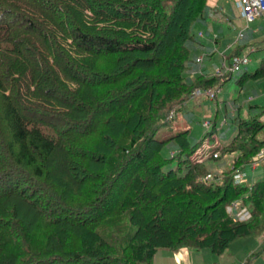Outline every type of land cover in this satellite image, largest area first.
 <instances>
[{
    "label": "trees",
    "instance_id": "trees-1",
    "mask_svg": "<svg viewBox=\"0 0 264 264\" xmlns=\"http://www.w3.org/2000/svg\"><path fill=\"white\" fill-rule=\"evenodd\" d=\"M206 1L0 0V264H152L159 248L223 255L236 238L264 239V159L251 182L232 177L264 145L257 113L236 115L200 161L215 121L196 140L187 127L155 137L194 87L264 76L262 55L186 78L192 26L221 21ZM110 121L122 128L93 167ZM235 199L248 219L226 211Z\"/></svg>",
    "mask_w": 264,
    "mask_h": 264
},
{
    "label": "rangeland",
    "instance_id": "rangeland-1",
    "mask_svg": "<svg viewBox=\"0 0 264 264\" xmlns=\"http://www.w3.org/2000/svg\"><path fill=\"white\" fill-rule=\"evenodd\" d=\"M221 4L232 14L235 13L237 9L233 0H219L217 6L220 7ZM261 19L262 18H260L259 16L252 22H250L249 25L251 23L255 24ZM233 24L234 26L232 28V33L243 27L244 21L241 17L239 18L235 14ZM196 28L197 26L196 24H194L191 30L194 32ZM246 31L247 28L245 29V34ZM262 32L264 33V30ZM261 41L258 40V44ZM258 44L255 43V46ZM249 45L250 44L246 45L247 47H244L241 53H247L249 58V61L245 64V68L253 69L256 65L259 64L258 62L260 60V56L264 55V48L260 53L257 50L250 51ZM235 76L236 75L234 74L225 80V82L221 85L222 90L219 91V93L214 98L210 99L206 97H195L193 100L187 102L186 104L182 103L180 105V108H178L179 106H174L173 108L175 111V117L172 119H168L164 123H161L155 133V137L164 138L178 130L187 127L190 128L189 136L191 140H196L207 130V127L203 126V122L207 120L211 126V124L215 121L216 127L214 129V132L212 133L214 135V139L207 135L204 143H202L198 147L197 151L194 152L196 156L198 155L199 151L201 152L203 150V147L206 143L213 142V140H218L221 144H224L233 135L234 131L236 130V115L246 116L248 114L257 113L259 119L264 121V111H262L264 106V76L257 79H247L241 85L234 80ZM121 128L122 125L119 122L110 121L108 123L107 127L105 128L106 130L104 131V135L101 139V147L99 148L101 149V154L99 153L100 156L98 154L99 160H97V162L99 163H96L95 165L93 164V162L92 164L90 162L93 167L98 168L102 165L106 157L107 148L114 144V141ZM165 151L168 155L172 154L174 149L169 148V150L166 149ZM192 159L197 161L195 157H192ZM243 168L247 175V179L243 182H251L255 176L261 173L260 162L255 167H250L248 163H246ZM211 178L212 174L210 173V179ZM256 240V238L249 239V237L236 238L229 245V253L223 255L213 254L207 249L197 250L199 251V253H204L205 255L204 260L198 261L197 264H199L200 262H202L203 264L205 262V264H213V261H215L216 264H221L222 259H224L227 255L230 259L235 258L236 260L237 258H239L238 261H240L244 260V257L253 250H255L252 258L254 264H264V250H259L260 244L264 242V239H262L263 241L260 240L257 243ZM253 244H256L257 247H254Z\"/></svg>",
    "mask_w": 264,
    "mask_h": 264
},
{
    "label": "built area",
    "instance_id": "built-area-1",
    "mask_svg": "<svg viewBox=\"0 0 264 264\" xmlns=\"http://www.w3.org/2000/svg\"><path fill=\"white\" fill-rule=\"evenodd\" d=\"M236 7H238L240 16L244 21V26L235 32L232 40L226 44L223 49L217 51L215 47L212 49H206L205 51L197 52L193 58L187 63L185 69V75L187 79H192L198 74H209V75H223L227 72L239 71L249 61L247 53L232 54L230 57L227 56L228 48H232L237 45L242 39L245 38V29L249 23L255 18L264 14V0H234ZM197 38H205L206 32L203 29H199L195 32ZM218 35L216 32H212L210 38L215 40ZM217 52V61L210 65V68L206 67L205 57L210 53ZM221 91V86H196L192 89L189 96L183 101L184 104L193 100L195 97H206L214 98ZM175 117L174 108H170L165 113L166 119H172ZM203 126L209 127L210 123L206 120L203 122ZM172 153V152H171ZM212 155H216V151L212 152ZM264 159V145L261 146L249 159L248 165L255 167L261 160ZM200 161V160H198ZM233 178L236 182H243L247 179V175L243 167H235L232 172ZM204 181L210 180V173H207L202 178ZM226 211L236 220H245L250 217L249 209L241 204L240 200H233L226 205ZM235 264H245L244 260H240Z\"/></svg>",
    "mask_w": 264,
    "mask_h": 264
},
{
    "label": "crops",
    "instance_id": "crops-1",
    "mask_svg": "<svg viewBox=\"0 0 264 264\" xmlns=\"http://www.w3.org/2000/svg\"><path fill=\"white\" fill-rule=\"evenodd\" d=\"M218 1L219 0H207L206 2H207L208 7H215L218 9L219 13H221V16H220L221 21L220 20L219 21H209L208 19H200L195 23L197 28L195 29L194 32H196L199 29H203L205 30L206 35H207L205 36V38H197L198 42H194L191 45V48L195 54L199 50L205 51L206 49H212L213 47H215L217 51L220 49H223V47H225L226 44L230 42L233 36L235 35V32L232 33V28L234 25L233 19H234L235 14L239 18L241 17L239 9L237 7L235 13L232 14L229 12V10H227V8L223 7L222 4L220 7H218L217 6ZM260 18L262 19L258 21L257 23L255 24L251 23L250 25H248L245 38L242 39L238 44L247 43V45L250 44L249 50L255 49V43L258 44L257 41L258 40L261 41L264 37V33L262 32L264 30V14L260 16ZM212 32L217 33L218 37L216 40H213L210 38ZM261 44H264V41H261L258 45H261ZM230 49L231 48H228L227 51H229ZM217 59L218 57H217L216 51L214 53H210L204 59L206 67L210 68V65L214 64L217 61ZM221 90H222V87H221ZM213 136L214 135L212 134V138ZM220 145H221L220 141L213 140V142L206 143L205 146L203 147V150L201 152L199 151L198 155L195 156V153H193L192 157H195L196 160L205 159L210 154V152L213 150V148L220 146ZM257 242L259 241L256 240V243ZM253 246L255 247L256 244H253ZM204 258H205L204 253H199V251L197 250H188L186 247H180L179 249L175 251L164 249V248H159L154 253L152 264H197L198 261H203ZM237 261L238 260H235V258L233 259L228 258V255H227L224 259H222L221 264H235ZM212 263L216 264L215 261H213ZM199 264H203V263L200 262ZM250 264H254V261L251 260Z\"/></svg>",
    "mask_w": 264,
    "mask_h": 264
}]
</instances>
